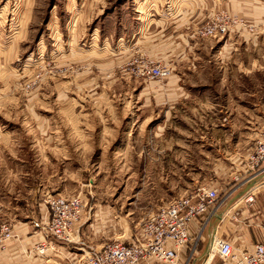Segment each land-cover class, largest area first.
Listing matches in <instances>:
<instances>
[{"label": "rangeland", "instance_id": "374dc122", "mask_svg": "<svg viewBox=\"0 0 264 264\" xmlns=\"http://www.w3.org/2000/svg\"><path fill=\"white\" fill-rule=\"evenodd\" d=\"M263 139L264 0H0V225L18 239L49 198L85 205L78 242L46 264L136 239L199 186L228 195L261 173ZM261 176L219 214L234 251L264 240Z\"/></svg>", "mask_w": 264, "mask_h": 264}, {"label": "built area", "instance_id": "2783aa9c", "mask_svg": "<svg viewBox=\"0 0 264 264\" xmlns=\"http://www.w3.org/2000/svg\"><path fill=\"white\" fill-rule=\"evenodd\" d=\"M225 32V26L206 30V34L215 35H224ZM169 73V69L165 67H145L142 75L164 79ZM253 162L256 168L260 169V174H263L264 139L258 144ZM260 174L251 176L237 187L256 179ZM235 189L221 197L216 188L199 186L189 194L151 213L142 224L140 236L134 239V242L115 241L104 244L101 249L90 251L88 257L80 258L75 264H147L150 261L177 264L179 250L190 240L189 224L195 220L200 221L199 234L193 241V246L196 247L198 239L217 214L220 204ZM250 191L245 194V198L250 195L247 198L248 202L252 201L253 193ZM46 203L48 218L42 228L44 240L37 243L34 248L41 256L49 252L56 253L58 243L71 245L78 242L76 230L81 223L85 206L80 195L52 197ZM219 224L220 222L210 235L207 243L208 246L210 244V252L206 257L217 256L221 261H231L232 264H264V243H255L252 250L234 251L230 241L219 234L221 232ZM11 237L10 228L6 224L0 225V248H3Z\"/></svg>", "mask_w": 264, "mask_h": 264}, {"label": "crops", "instance_id": "0c3cea01", "mask_svg": "<svg viewBox=\"0 0 264 264\" xmlns=\"http://www.w3.org/2000/svg\"><path fill=\"white\" fill-rule=\"evenodd\" d=\"M246 185L247 183L240 187H237L236 185L234 187V189L235 188L236 189L233 191L231 196L227 198L222 204H220L219 208L216 211L217 214L214 216L210 225H208L206 231L203 233L201 237L202 243L197 249H194L192 247H193L194 239L199 234L200 221L195 220L189 224L188 233H189L190 240L187 245H185L179 250L178 264H197L198 262L201 264H207V263L209 264L212 255H209L208 257H206V249H207V253L210 252L209 250L210 244L207 248V243L209 241L210 235L212 234V231L216 229L217 227L216 225L220 222L219 224V227H220V225L223 224V221L225 220L224 218L225 215H223L222 218H220L218 214H220L222 211L226 213V210H223V209H225V207L229 205L230 202L227 203V201H229L233 196H236L238 193H240L246 187ZM39 228L41 230H39L38 232L27 234L26 233L27 228H25L24 226L13 227V231L16 232V234H19L18 239L11 238L5 243L4 248H0V264H46V259L48 257H51V255L41 256V255H38L37 253L27 255L25 252V250L32 249V247L35 244L44 240L42 228L41 227ZM76 235L77 237L81 235L79 234V227H77ZM131 242H134V240L129 241L127 243H131ZM255 242L264 243V240L263 241L257 240ZM250 245H252V240L251 239L248 240L245 237L243 240L242 246L249 247ZM64 249L65 247H59V250H64ZM71 254L72 253L68 252V255L67 254L66 255L71 259L73 257ZM72 261H75L74 258L70 260V263H72ZM147 264H167V263H163L160 261H150Z\"/></svg>", "mask_w": 264, "mask_h": 264}, {"label": "water", "instance_id": "95a60500", "mask_svg": "<svg viewBox=\"0 0 264 264\" xmlns=\"http://www.w3.org/2000/svg\"><path fill=\"white\" fill-rule=\"evenodd\" d=\"M252 183L251 181L247 182V185L246 187L240 192L238 193L236 196H235V199L241 197L242 195H244L247 191H249L251 188H252Z\"/></svg>", "mask_w": 264, "mask_h": 264}, {"label": "bare ground", "instance_id": "6f19581e", "mask_svg": "<svg viewBox=\"0 0 264 264\" xmlns=\"http://www.w3.org/2000/svg\"><path fill=\"white\" fill-rule=\"evenodd\" d=\"M263 179V176L257 177L256 179L251 180L252 187H256L257 185L261 184L260 181ZM264 181V180H263ZM223 214L220 216L222 218Z\"/></svg>", "mask_w": 264, "mask_h": 264}]
</instances>
